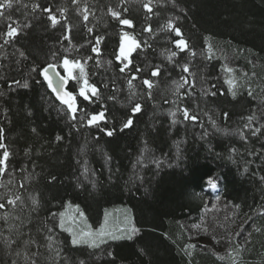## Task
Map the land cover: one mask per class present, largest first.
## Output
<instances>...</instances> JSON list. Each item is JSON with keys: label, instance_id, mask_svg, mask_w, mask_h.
Wrapping results in <instances>:
<instances>
[{"label": "trees", "instance_id": "trees-1", "mask_svg": "<svg viewBox=\"0 0 264 264\" xmlns=\"http://www.w3.org/2000/svg\"><path fill=\"white\" fill-rule=\"evenodd\" d=\"M148 2L19 0L3 10L0 127L10 156L0 175L5 185L0 203L15 195L23 203L0 209V264H29L26 257L36 264H264V0H152L153 13L143 8ZM34 4L40 9L33 11ZM44 7L61 20L55 28ZM109 7L133 26L112 18ZM58 9H66V19ZM169 20L181 29L189 50L177 49L179 37L163 30ZM14 22L30 26L9 40L4 33ZM149 25L151 32L145 31ZM124 33L141 47L122 73L127 61L117 56ZM96 36L103 38L99 54L91 51ZM172 52L177 55L169 60ZM65 57L84 64L89 85L99 90L98 96L89 93L90 100L80 96L85 77L75 69V79L68 78L64 88L75 96V120L39 74L54 63L66 77ZM156 68L160 74L153 77ZM228 68L235 96L226 83ZM182 76L195 86L176 92ZM136 103L141 111L134 114ZM184 108L198 119L185 120ZM99 112L105 120L89 125ZM250 115L256 118L249 124ZM129 118L132 126L123 128ZM210 179L221 191L218 201L206 191ZM33 195L40 201L35 211ZM68 206L77 207L93 227L110 209H124L139 231L131 240L111 239L98 248L74 246L59 216H52ZM205 238L228 252L203 245ZM6 240L15 242L8 246ZM29 240L35 243L26 244Z\"/></svg>", "mask_w": 264, "mask_h": 264}, {"label": "snow or ice", "instance_id": "snow-or-ice-1", "mask_svg": "<svg viewBox=\"0 0 264 264\" xmlns=\"http://www.w3.org/2000/svg\"><path fill=\"white\" fill-rule=\"evenodd\" d=\"M19 0H0V18L5 17V11H3L4 9H12L14 6V3H18ZM79 0H73V3H78ZM174 3V0H173ZM33 11L40 9V5L39 4H34L32 6ZM143 8L147 11V13H153V7H152V0H149L148 3H144L143 4ZM41 11L45 12L48 14L47 19L50 21L51 26L53 28H55L58 24L61 23V20L58 18V16L53 12V9L51 7H44L43 9H41ZM59 13L61 16H64V13L66 12V9H58ZM123 11H127L126 8L123 9ZM108 12L110 13L111 17L118 20V22L121 25H127L129 27L133 26V21L130 19H121V11L115 10L111 7L108 8ZM82 15H83V20L84 21H88L89 19V10L88 7L85 6L82 9ZM9 20L11 19L10 14L7 17ZM64 19H66V16H64ZM15 26H13V23H9L7 25V31L4 33V35L10 40V39H14L16 36H18L20 34L21 31H23V28L29 27L30 25L26 22L23 27H21V25L19 24V22H14ZM70 31V27L68 29ZM163 30H167L170 32H174L176 37H180L179 39L174 40L175 46L177 49H179L180 51H185V50H189V45L187 43L186 40H184L182 38L183 34L181 32V29L176 26L171 20H169L166 25H164V29ZM145 31L151 32V26L149 25L147 28H145ZM88 32L92 33L93 29L92 28H88ZM68 36H65V39H68ZM124 43L121 44L120 48H119V55L117 56V59L120 60L122 63H124V61H127V63H124V66L121 67L119 70L120 72H124L125 69H127L129 67V65L131 64V60L129 59L130 54L137 48L141 47V44L136 41L134 38H129L127 33H124ZM102 37L100 36H96L95 37V46L91 48V51L94 53L99 54V45L102 41ZM8 40L5 41V43H7ZM146 43V42H145ZM2 47V46H0ZM211 50V47L210 49ZM196 53L192 52V55L194 56ZM20 55L23 57L25 54L23 52L20 53ZM56 53H53V56H55ZM177 53L176 52H172L171 55L168 57L169 60L172 59V57L176 56ZM88 59H91V57H89ZM62 67L66 70L67 72V76L68 78H73L75 79V77H73V69L74 68H79L80 71V76L81 77H85L83 80V86L80 88V96H82L85 100H90L91 96H98L99 90L94 86V85H89L87 79H86V74H85V69H84V64H82L79 60H69L67 57L62 59ZM57 69V65L54 63H49L46 66L42 67L40 70V75L43 76V79L47 82L48 87L57 95V98L65 105H67L68 110L71 114V119L75 120L76 117V112H77V105H76V99L75 96L71 93V92H66L63 91V87H64V82H65V77L60 75L59 72L56 71ZM33 71H36L35 68H33ZM137 72L142 71V69L137 68L136 69ZM183 71L184 72H189V67L187 64H185L183 66ZM227 71L232 72L233 69L228 68ZM51 73V75H50ZM160 74V69L156 68L151 72V76L156 77L159 76ZM54 77L58 80V83L54 84ZM137 77L135 75H133L131 77V79H129L128 84H129V88L131 89L133 87L132 85V80L136 79ZM181 81L182 82H175L176 83V92H179V89L183 88L185 84H189L191 83V85L194 87L195 86V81L192 80L190 81L188 77H181ZM15 83L19 84V81H16ZM226 83H228L229 85V90L232 91V95L235 96L236 92L234 91V89L236 88V82L233 79H229L226 81ZM143 84L147 86V88L150 90L153 87V82L149 79H145L143 80ZM24 88L28 87L27 83L23 84ZM89 92L91 93V96L89 95ZM185 95H188V93H185ZM212 95H216L215 92L212 93ZM249 95H252V92L249 91ZM148 96H151V92H148ZM141 111V105L139 103H136L135 106L132 108V112L135 113H139ZM173 117L176 116V112H171L170 113ZM182 114L185 120H191V121H196L198 118L196 115H190L189 114V110L187 108L182 109ZM225 116H227V113H225ZM256 117L254 115H250L248 117V121L249 124L251 123V121H253ZM105 120V113L104 112H99L96 114L91 115V117L88 119V124L89 125H94V124H98V122ZM173 124L177 123V121L175 119H173L172 121ZM133 124V120L131 118L127 119L126 122L123 125V128H129L131 127ZM249 125L246 124L245 127H248ZM123 130V129H121ZM33 131H35V129H33ZM106 131V135L108 136H112L113 135V130H105ZM260 132V129H254L252 131V135H257ZM3 134H4V129L2 127H0V149H3L2 155H0V175H3L4 172L7 171V161L8 158L10 156V152L7 150V145L4 144L3 141ZM57 140H61L62 137L57 136L56 137ZM233 151H235V149H233ZM157 167H159V163H157ZM53 179H55V177H53ZM262 179H264V177H262ZM208 184L215 189L216 188V183L213 180H208ZM5 187V185L3 183H0V188ZM21 187H23V185H21ZM31 205H32V209L33 211L37 210L40 206V201L38 199L37 196L33 195L31 198ZM217 199H219V197H217ZM23 203V200L21 198L20 195H15L14 198L11 199H7L6 204L7 205H12V206H16L17 203ZM5 203H0V209L5 208L6 207ZM53 217L59 216V227L64 229L65 231H69L72 233V240L71 243L75 246V245H80V244H86L88 245V247L90 248H98L100 247L101 244L105 243V236H111V239L113 240H117V239H123V238H127L129 240H131L133 238V235L136 234L139 229L132 227L130 229H128V233L127 236H117L115 234H111L109 232H107L105 230V228H101L98 232H81L79 234L75 233L72 231L71 228H64V213H52ZM198 227V226H197ZM49 233L52 232V229H48ZM257 231H259V229H257ZM239 233H237L238 235ZM53 237L51 235H49L48 240H49V244L48 247L49 249H53ZM15 241H11V240H6L5 243L8 246H11L12 243H14ZM26 244L29 243H35L34 240H29L25 242ZM194 247V246H192ZM17 255H19V253H17ZM56 255H59V251L56 250ZM29 259V264H36V261L34 259ZM13 264H15V262H13ZM81 264H84L83 261H81Z\"/></svg>", "mask_w": 264, "mask_h": 264}, {"label": "rangeland", "instance_id": "rangeland-1", "mask_svg": "<svg viewBox=\"0 0 264 264\" xmlns=\"http://www.w3.org/2000/svg\"><path fill=\"white\" fill-rule=\"evenodd\" d=\"M123 39L125 40V38H123ZM75 69L76 68L73 69V72L75 71ZM227 74H228V76H227L228 80L232 79V77H231L232 73L227 71ZM64 75H62V76H64ZM65 78H66L65 81L67 82L68 81L67 73H66V77ZM65 86L66 85L64 84L63 88H65ZM170 116H171V118H173L171 114H170ZM215 183H216V188L215 189H213L208 184V186L206 188V191L211 194V196L214 199V201H218L220 199V197H221V191L219 189V186H218L217 182H215ZM217 197H219V199H217ZM61 213H64V221H65L64 228H71L72 231L77 233V234H79L81 232H89V231L95 233V232H98L103 227V228H105V230L107 232H109L111 234H115L117 236H125L126 237L127 234H129L128 233V229H130L132 227H135L134 224H133L132 218L129 215V213L126 210L121 209V208L110 209L105 214L103 222L98 227H93L87 221L85 216L75 206H68ZM240 228L241 227L239 225H237L235 230H233V232L236 233V232L240 231ZM66 232L68 234H70V236L72 238V233L69 232V231H66ZM104 239L107 242V241L111 240V236H105ZM103 244H101V245H103ZM202 244L203 245H208V246L213 247V248L216 247L215 249L218 250L222 254L228 252L227 251L228 248L226 246L222 247V245L218 244V242L215 239H211V238L210 239H208V238L206 239L205 238L204 240H202ZM80 245H86V244H80Z\"/></svg>", "mask_w": 264, "mask_h": 264}, {"label": "water", "instance_id": "water-1", "mask_svg": "<svg viewBox=\"0 0 264 264\" xmlns=\"http://www.w3.org/2000/svg\"><path fill=\"white\" fill-rule=\"evenodd\" d=\"M56 71L59 72L58 69H56ZM59 73H60V72H59ZM50 75H51V73H50ZM60 75H61V74H60ZM56 83H58V80L54 77V84H56ZM66 83H67V82L65 81L64 84L66 85ZM63 90H64V88H63Z\"/></svg>", "mask_w": 264, "mask_h": 264}]
</instances>
